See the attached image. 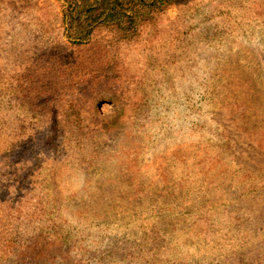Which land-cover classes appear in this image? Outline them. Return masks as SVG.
<instances>
[{"label": "rangeland", "instance_id": "obj_1", "mask_svg": "<svg viewBox=\"0 0 264 264\" xmlns=\"http://www.w3.org/2000/svg\"><path fill=\"white\" fill-rule=\"evenodd\" d=\"M61 12L0 0V264L264 263V0L113 49L70 46Z\"/></svg>", "mask_w": 264, "mask_h": 264}, {"label": "trees", "instance_id": "obj_2", "mask_svg": "<svg viewBox=\"0 0 264 264\" xmlns=\"http://www.w3.org/2000/svg\"><path fill=\"white\" fill-rule=\"evenodd\" d=\"M61 3V28L63 39L68 40L70 46L82 48L90 45L98 36L109 38L110 48L127 45L139 38L142 32L156 23L168 11L187 6L194 0H58ZM235 22V18L227 20ZM240 21V20H239ZM241 22V21H240ZM89 81V80H88ZM254 179L247 178L245 182L251 183ZM259 180L256 181V183ZM247 197L244 193L242 196ZM178 203V202H175ZM165 243V241H161ZM166 244V243H165ZM245 245V244H244ZM240 246L237 258L230 264H264L258 259L263 251L255 250L247 243ZM128 253L126 248L123 249ZM123 252V254H124ZM153 251L152 253H155ZM136 252L128 253L135 257ZM159 253L154 254L147 264L154 260V264H164L156 260Z\"/></svg>", "mask_w": 264, "mask_h": 264}]
</instances>
